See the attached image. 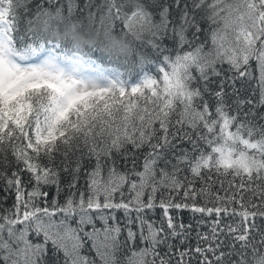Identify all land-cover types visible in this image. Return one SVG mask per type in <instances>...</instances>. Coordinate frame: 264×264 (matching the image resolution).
<instances>
[{"label":"snow or ice","instance_id":"obj_1","mask_svg":"<svg viewBox=\"0 0 264 264\" xmlns=\"http://www.w3.org/2000/svg\"><path fill=\"white\" fill-rule=\"evenodd\" d=\"M0 264H264V0H0Z\"/></svg>","mask_w":264,"mask_h":264},{"label":"trees","instance_id":"obj_2","mask_svg":"<svg viewBox=\"0 0 264 264\" xmlns=\"http://www.w3.org/2000/svg\"><path fill=\"white\" fill-rule=\"evenodd\" d=\"M183 216H184V219L187 221L188 218H189V216H190V213H188V212H184V213H183Z\"/></svg>","mask_w":264,"mask_h":264}]
</instances>
